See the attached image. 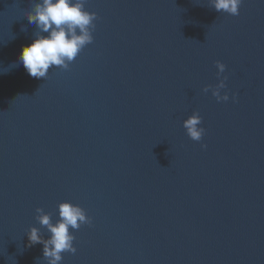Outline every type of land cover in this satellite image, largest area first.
<instances>
[{
  "label": "water",
  "instance_id": "obj_1",
  "mask_svg": "<svg viewBox=\"0 0 264 264\" xmlns=\"http://www.w3.org/2000/svg\"><path fill=\"white\" fill-rule=\"evenodd\" d=\"M81 2L93 41L37 79L16 61L42 0H0V264H49L36 209L65 201L91 223L60 264H264V0Z\"/></svg>",
  "mask_w": 264,
  "mask_h": 264
},
{
  "label": "clouds",
  "instance_id": "obj_2",
  "mask_svg": "<svg viewBox=\"0 0 264 264\" xmlns=\"http://www.w3.org/2000/svg\"><path fill=\"white\" fill-rule=\"evenodd\" d=\"M242 0H214V7L217 11H225L232 15L239 14V6ZM29 23H34L42 33L48 35H37L31 43L22 47L17 65H22L27 74L34 78H44L48 75L50 67L57 66L64 69L69 67L79 52L93 41L92 29L95 25L96 13L84 10L81 0H42V3L35 5L34 13L28 15ZM79 29V34H77ZM217 75L224 73L225 65L217 61ZM6 72L0 69V74ZM225 76L212 88V95L217 101H227L228 94L221 95V89L225 88ZM208 87L203 91L207 93ZM201 124V117L194 112L183 122L188 136L199 141L204 134V128L198 127ZM206 147V145H204ZM39 223L47 226L51 233L49 240L44 241L43 255L49 258V264H60L63 257L62 252L75 253L73 246L74 235L69 232V227L79 229L81 224H90L91 218L79 205L65 201L59 205L60 220L54 225L48 214L43 209L37 208ZM30 244L41 242L39 230L35 227L28 232Z\"/></svg>",
  "mask_w": 264,
  "mask_h": 264
}]
</instances>
